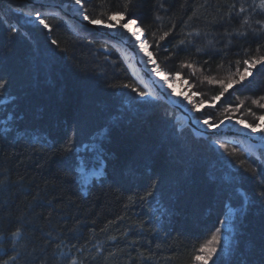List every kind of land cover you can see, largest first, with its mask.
<instances>
[{"label": "trees", "instance_id": "trees-1", "mask_svg": "<svg viewBox=\"0 0 264 264\" xmlns=\"http://www.w3.org/2000/svg\"><path fill=\"white\" fill-rule=\"evenodd\" d=\"M258 4L133 0L130 14L145 30L160 67L189 80L199 103L210 102L220 90L203 77L225 79L236 61L243 70L244 59L264 55V9ZM83 5L90 16L105 17L122 8L123 0H83ZM43 18L52 24L51 32L27 22L14 34L0 20V78L7 82V89H0L5 102L0 129L8 128L0 131V180L6 181L0 184V261L193 264L200 244L220 226L225 204L241 207L239 193H246L245 211L234 217L228 253L218 264H264V201L259 198L264 153H246L227 142L218 152L180 126L170 106L154 99L138 102L136 93L122 87L139 89L110 46L54 14ZM186 63L193 64L195 75L181 67ZM262 96L264 66H257L250 81L201 116L222 119L225 108L243 101L234 117L255 122L264 109L252 100ZM12 113L17 114L14 124ZM103 129L104 174L82 187L74 160L65 155L67 140L71 137L79 149ZM233 148L239 151L230 155ZM81 155L91 166V154ZM153 181L160 190L151 201L142 200ZM21 225L24 238H13L11 232Z\"/></svg>", "mask_w": 264, "mask_h": 264}, {"label": "snow or ice", "instance_id": "snow-or-ice-1", "mask_svg": "<svg viewBox=\"0 0 264 264\" xmlns=\"http://www.w3.org/2000/svg\"><path fill=\"white\" fill-rule=\"evenodd\" d=\"M72 2L81 9L84 7L83 0H72ZM132 3L133 0H123L122 8L118 6L116 10L110 11L105 17L90 16L87 13V10L81 11L79 14L82 16L83 21L87 22V24L110 30L111 32L116 33L117 36L127 39V42L134 44V46L138 48L139 52L147 58L146 62L147 64L151 65V72L156 77H160L163 80V83L167 85L168 81L173 79V76L165 72L160 67L159 63L154 58L153 53L149 50V41L142 38L145 35V30L139 26L138 19L136 18L135 14H130V7ZM258 7L260 9H264V0H259ZM239 11L243 12L244 8L241 7ZM28 23L38 25L48 32H51L53 27L52 24L43 18V13L39 10L31 12ZM243 23H247V18H245ZM129 25L134 26L135 30L130 28ZM19 31L20 28L15 26L11 27L12 33H19ZM171 31L172 29H169L168 32H164L159 37V41H164ZM253 31L255 32L256 30L253 29ZM197 35H199L198 32ZM159 41L157 43H159ZM51 43L58 46V41L56 40H52ZM89 43H92V41H89ZM178 44L184 45L185 41L180 40ZM102 47L107 48V45H102ZM200 50L201 49L199 48L197 49V51ZM259 50L260 46L258 45L257 52H259ZM242 63L243 70L240 68L241 61L238 60L236 61L235 71L231 72L225 79H215L208 76L203 77V79L206 80L208 84L218 85L220 89L219 92L211 97L210 104L203 99H201L199 103H196L193 99V97L198 95L196 92H193L191 95H184L183 93H177L176 95L182 96L183 100L187 101V103L191 105L192 111H202L206 104L209 108H214L216 102L220 101L222 97L229 93L231 89L235 88L236 86H240L242 88L246 81H250V78L253 77V70L257 69V66H264V55L251 56L247 59H244ZM185 66L189 69H193L192 63L181 65V67ZM192 74L195 75V69H193ZM176 76H179V72L176 73ZM122 87L130 88L132 92L136 93V95L139 97L138 102L147 103L146 98L149 96V93L140 91L139 89L134 88L127 83L123 84ZM0 89H7V82L2 78H0ZM0 95H2V93H0ZM260 100H264V96L260 97L259 100L253 99L252 104L258 105L259 108L264 109V103H260ZM4 103V101L0 100V104ZM243 103L244 102L241 101L240 103H237L234 108L231 106L225 108L222 119H213L210 116H205L204 119L198 120V123L205 126L207 129H218L225 123V121H233L234 113L241 109ZM248 111L251 113V109H248ZM252 115H255V113H252ZM16 120L17 114L12 113V123L14 124ZM234 122L237 125L247 129L252 134H259V138L262 144H264V114L257 116L255 122L250 123L243 118L235 119ZM0 131L7 133L8 128L5 127L0 129ZM219 147L221 149H225V145L223 144H220ZM238 151V149L233 148L230 155H235L238 153ZM81 153L91 154L93 158L91 166H89ZM65 155L70 162L74 160L75 174L82 187L91 185L94 183V178L98 179L103 174L104 145L101 142V137L98 136L94 138V142L91 144H82L79 149H77V146L73 143V139L69 137L67 140V146L65 148ZM240 163L243 164L244 162L241 161ZM4 183H6V181L0 180V184ZM159 190L160 187L158 182L153 181L141 199H149V201H151V199L155 197L156 192ZM161 194L163 195V193ZM239 195L243 201V204L239 208L232 207L230 203L225 204L226 211L219 220L220 226H216L215 230L211 232L210 238H208L204 243L200 244L198 254L192 257L193 264H218L220 253L225 246L223 228L233 224L235 222L234 217L239 214H243L245 211L244 205L248 203V197L246 193H239ZM259 198L261 201H264V192L259 194ZM23 229L24 225L17 227L11 232V236L13 238L20 237L23 239ZM57 247H60V245H57ZM0 264H8V261H0ZM69 264H76V261H71Z\"/></svg>", "mask_w": 264, "mask_h": 264}, {"label": "bare ground", "instance_id": "bare-ground-1", "mask_svg": "<svg viewBox=\"0 0 264 264\" xmlns=\"http://www.w3.org/2000/svg\"><path fill=\"white\" fill-rule=\"evenodd\" d=\"M36 1H38V0H21V1L20 0H0V13H1L0 17H3V19H0V20L5 21L8 24V26H15V27L21 28V26H24L25 23L28 22V19H29L31 12L35 11V10H39L43 14H54L55 17L64 20V22H66V24L71 25L73 28H77L79 31H82V32L88 34L89 36L91 35L90 38L96 39V40H99V41L105 43L102 35L91 33L90 31H88V29L85 25V24H87V22L83 21L82 16L79 14L81 11H84V7L81 9L77 5L74 4V7H76V10L71 11L67 8H64V7L62 8L63 5H61L59 2L56 3L55 0H40L41 1L40 4H36L35 3ZM42 2H45V3L42 4ZM129 27L134 29V26H132V25H129ZM108 33L110 34L111 31L109 30ZM111 34L116 35L113 32ZM142 38H144V36ZM127 43L130 44L135 49V51L139 53L138 56L141 58V60H143L145 58V56L139 52L138 48H136L134 46V44L129 43V42H127ZM119 57L121 58L120 55H119ZM130 74H131L133 80L135 81V83L137 84L138 88L141 91L149 93V96H148L149 98L151 96V97H153L152 99H154L155 102L164 103L162 98L159 96L158 91L160 92V94H163V93H161V91L158 89H157L158 91H155L156 87H153L152 83H149V82L143 81V80L141 82L137 83L135 77H133L131 72H130ZM150 74L153 78V81H156L160 85L162 84L163 80L160 77H156L151 72H150ZM175 77H177L180 80V78L178 76H175ZM181 81H183V80L181 79ZM187 81L189 83V80H187ZM190 88H191V85H190ZM152 90H153V92H152ZM146 99H148V98H146ZM136 101H134V102H136ZM175 101L180 103L183 107H185L188 110V108L185 106V104L180 102L178 99H175ZM165 104L168 105L167 103H165ZM172 109L176 111V120L181 122L180 126L188 127L185 124V121H184L183 117L181 116L180 112L174 108H172ZM204 109H206V108H204ZM202 111H200L199 113L197 112L195 115H191L190 113L189 114L191 116H193V118L195 120L196 117H198V118L202 117L201 116ZM196 125L199 128L209 130L204 126L200 127L198 124H196ZM188 128L190 129V127H188ZM190 131L197 138L206 139L210 143L212 140H214L210 136L198 135V134L194 133L191 129H190ZM213 131L217 132L220 136H222L224 138V140H219V141H223V142H227V143H231V144H236L239 148L243 149L246 153L258 152L260 155H262V153H264V151L261 149V148L264 149V144H262V142L260 140H258V138H256L254 135H252L249 131H247L245 129L243 130V129H240L237 127L234 128V127L224 126V127H219L218 129H213ZM246 135L248 137H246ZM250 138H252V139H250ZM247 144H249V146H247ZM257 144L260 145L261 148H257L256 146H254Z\"/></svg>", "mask_w": 264, "mask_h": 264}, {"label": "water", "instance_id": "water-1", "mask_svg": "<svg viewBox=\"0 0 264 264\" xmlns=\"http://www.w3.org/2000/svg\"><path fill=\"white\" fill-rule=\"evenodd\" d=\"M21 1V0H20ZM36 4H40L41 1L38 0L35 2ZM45 2H42V4ZM88 31H90L91 33H95V34H100L103 36L104 42L110 46L111 48H113L122 58V60L124 61V63L127 65L129 71L132 73L133 77H135L136 82L139 83L142 80L143 81H147L149 83H152L153 87H156L155 91L160 90L161 93L158 91L159 96L162 98V100L164 101V103H167L169 106H171L172 108L178 110L181 114V116L183 117L185 124L190 127V129L198 134V135H202V136H210L212 137L214 140H224V138L222 136H220L217 132L213 131V129H203V128H199L195 123H194V118L193 116H191L188 112V110L183 107L180 103H178L177 101H175L174 98L170 97L169 95L165 94L163 88L156 82L153 81V78L150 74V71L148 70V68L143 64L141 58L138 56L139 53L135 51V49L127 43V40L125 38H121L117 35H112L111 33L109 34L108 31L109 30H105L104 28L98 27V26H93L90 24H85ZM151 85V86H152ZM150 89V88H149ZM158 89V90H157ZM153 92V90H152ZM106 133V129H103L98 136L102 137V135ZM246 137H248L246 135ZM252 139V138H250ZM257 148H261L260 145H254ZM263 151L264 149L261 148Z\"/></svg>", "mask_w": 264, "mask_h": 264}, {"label": "rangeland", "instance_id": "rangeland-1", "mask_svg": "<svg viewBox=\"0 0 264 264\" xmlns=\"http://www.w3.org/2000/svg\"><path fill=\"white\" fill-rule=\"evenodd\" d=\"M55 2L56 3L59 2L61 5H63L62 8L64 7V8H67V9L71 10V11H75L76 10V7H74V3L72 2V0H55ZM133 30H135V28ZM146 61H147V58L145 57L142 60V62L148 68V70L151 72V65L147 64ZM169 85H170V87H169ZM160 86L163 88L165 94L169 95L170 97H172L174 99H178L180 102H182L183 104H185V106L188 108V111H189V113L191 115H195L197 112L198 113L200 112V111H192L191 110V105L188 104L187 101L183 100V97L182 96L176 95L177 93H183L184 95H191L192 94V91H191L192 89L190 88V84L188 83V81H185V80L181 81V79L179 80L177 77H173V79H171V80L168 81V84L167 85H165L163 83V81H162V84ZM147 98L148 99H152L153 97L150 96V98L149 97H147ZM193 99H194V97H193ZM195 102H196V100H195ZM208 103L210 104L211 101L208 102ZM204 108H208L207 104L205 105ZM202 119H204V117L203 118L202 117L201 118L196 117L195 120H194V122L196 124H198L200 127H203V125H201V124L198 123V120H202ZM235 119H241V118L234 117L233 121H225V123L222 126H220V127H224V126L234 127V128L237 127V128H240V129H243L244 130L245 128H243L240 125H237L234 122ZM245 130H247V129H245ZM252 135H254L256 138H258V140H260L259 134H252ZM219 140L220 139H218V140H216V139L215 140H212L210 144L212 145L213 148H215L216 150H218V152L222 153L224 149H221L219 147V145L220 144L225 145V144H224L223 141H219ZM247 146H249V144H247ZM104 169L105 168H104V164H103V174H104ZM223 233H224V238H225L224 239V245L225 246H224L223 250L220 253V257H225L227 255V253H228V249H229V246L231 244L232 237H233V225L231 224L229 226L224 227L223 228Z\"/></svg>", "mask_w": 264, "mask_h": 264}]
</instances>
